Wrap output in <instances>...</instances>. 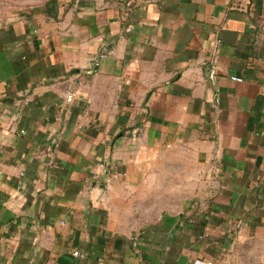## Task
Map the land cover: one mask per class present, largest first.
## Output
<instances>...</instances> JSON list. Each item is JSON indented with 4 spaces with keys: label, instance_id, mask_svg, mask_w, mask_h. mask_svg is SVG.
<instances>
[{
    "label": "crops",
    "instance_id": "1",
    "mask_svg": "<svg viewBox=\"0 0 264 264\" xmlns=\"http://www.w3.org/2000/svg\"><path fill=\"white\" fill-rule=\"evenodd\" d=\"M0 264H264V0L7 12Z\"/></svg>",
    "mask_w": 264,
    "mask_h": 264
},
{
    "label": "rangeland",
    "instance_id": "2",
    "mask_svg": "<svg viewBox=\"0 0 264 264\" xmlns=\"http://www.w3.org/2000/svg\"><path fill=\"white\" fill-rule=\"evenodd\" d=\"M38 0H0V20L4 18L7 12L16 10L18 8L27 7L28 5L36 4ZM177 184V177L171 178V185ZM169 200L166 202H169V204L176 205L178 201V193L171 192L169 194ZM158 202V199H157ZM164 210V209H163ZM162 210V211H163ZM156 212V215L160 213V209L154 210Z\"/></svg>",
    "mask_w": 264,
    "mask_h": 264
},
{
    "label": "built area",
    "instance_id": "3",
    "mask_svg": "<svg viewBox=\"0 0 264 264\" xmlns=\"http://www.w3.org/2000/svg\"><path fill=\"white\" fill-rule=\"evenodd\" d=\"M126 31H129V29H126ZM231 80L232 81H235V82H242V79L241 78H234V77H232ZM215 104H217V101H215ZM78 255H79L78 252H74L73 253V256H75V257H77Z\"/></svg>",
    "mask_w": 264,
    "mask_h": 264
},
{
    "label": "trees",
    "instance_id": "4",
    "mask_svg": "<svg viewBox=\"0 0 264 264\" xmlns=\"http://www.w3.org/2000/svg\"><path fill=\"white\" fill-rule=\"evenodd\" d=\"M50 5H52L51 1L47 2L46 7L49 9Z\"/></svg>",
    "mask_w": 264,
    "mask_h": 264
}]
</instances>
